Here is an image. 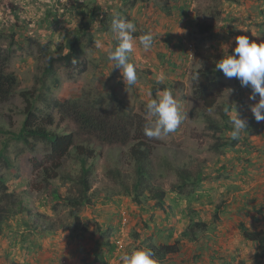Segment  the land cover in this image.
<instances>
[{"label":"rangeland","instance_id":"1","mask_svg":"<svg viewBox=\"0 0 264 264\" xmlns=\"http://www.w3.org/2000/svg\"><path fill=\"white\" fill-rule=\"evenodd\" d=\"M94 7L99 10L97 16L92 17L90 13ZM113 10L135 23L137 31L134 36L151 33L154 37L150 51H144L137 43L129 54V62L137 71V83L131 89L123 83L118 69L111 71V62L107 59L109 49L116 43L110 31ZM182 10L185 14L181 13ZM97 20L99 28L93 23ZM84 27L87 30L83 35ZM204 27L209 29L206 31ZM239 35L248 36L250 42H264V0H0V47L13 43V54L5 72L12 74L17 83L14 95L0 102V124L11 126L13 131H18L21 126L24 116L19 93L40 86L35 82L42 69L38 46L49 44L54 50L57 45H65V52L73 46L78 63L71 69L59 67L55 77L44 80L43 86L47 89L42 88L43 93L61 102H85L101 105L111 112L118 109L127 114H139L150 124L152 118L147 115L145 105L149 98H153L152 91L165 89L171 83L173 95L187 119L175 133L161 138L147 137V144L153 148L154 179L166 190L176 182L175 176L165 171L162 161L165 158L186 168L200 164L207 175L205 183L190 197L189 209L195 214H188L185 196L171 193L170 197L178 199V203L172 215L164 219V213L150 209V204L145 212L139 211L130 199L120 194L118 187L104 177L103 169L114 159L125 173L131 170L127 147L106 148L103 157L95 160L97 171L92 190L101 199L115 203L110 202L97 217L100 232L90 223L100 207L84 209L80 216L85 223H90L89 229L84 239L75 240L71 235L73 219L69 208L60 204L54 213L51 207L55 202L51 200L50 189H41L40 169L36 165L43 161L47 148L38 142L31 152L24 144L10 141L7 147L9 164L1 170L8 190L25 192L37 212L41 211L52 219L55 230L45 238L36 237L35 241L41 244V251L36 256L27 254L26 243L13 246L9 242L11 234L6 232L0 237V264L14 261L20 264H101L94 261V255L102 256L106 252L97 248V238L105 234L106 225L117 243V258L122 250L137 246V243H158L153 227L160 225L167 241L178 243V252L167 255L162 264H222L221 260L230 261L229 256H234L236 263L241 261L240 264H264V257L259 256L256 245L245 244L237 228L240 222L256 228L257 224L252 220L254 215L258 210L264 215V121H255L249 110L258 102L259 96L257 94L256 100H249L250 87H242L236 78H227L224 74L220 77L224 91L219 103L235 105L241 117L252 120V127H248L251 130L246 141L216 154L210 150L214 140L204 122V109L195 99L190 83L194 72L215 70V62L222 55L221 45L230 44L231 54L235 47L233 38ZM97 40L103 47H95ZM73 127L70 121L54 115V132L68 134ZM227 138H230L229 133ZM66 165L73 174L78 169L69 158ZM222 165L225 169L218 172ZM257 185L260 188L255 195L260 197L254 204H249V197H240V193L246 194ZM52 188H59L62 196L65 195L66 187L57 181L52 182ZM204 189L212 201L219 202L216 200L219 197L225 199L229 205L227 215L220 220L215 240L207 239L204 232H197L194 241H190L181 237V233L190 223H204L209 219L204 209L197 210L194 201L199 195L204 196ZM117 258L110 264H115Z\"/></svg>","mask_w":264,"mask_h":264},{"label":"trees","instance_id":"2","mask_svg":"<svg viewBox=\"0 0 264 264\" xmlns=\"http://www.w3.org/2000/svg\"><path fill=\"white\" fill-rule=\"evenodd\" d=\"M98 10V7L92 8L90 15L97 16ZM181 13H184V10ZM184 14L182 16H185ZM83 29L84 35L87 27ZM208 29V27H204V30ZM12 46L13 43H8L6 47H0V102L7 101L16 92L15 77L5 72L13 54ZM65 47V45H57L54 50H51L49 44L38 46L42 69L40 78L35 82L40 86L39 89L34 87L19 93L22 99L21 113L24 116L21 126L18 131H13L11 126L0 124V237L6 232L10 233L9 242L13 246L18 244L17 246L20 247L26 243L27 254L36 256L41 251V244L35 241L36 237L45 238L55 230V223L52 219L41 211L37 212V208L27 198L25 192L14 193L8 190L4 178L1 176V170L9 164L7 147L10 141L24 144L31 152L35 150L38 142L47 148V154L43 161L36 165V168L40 169L41 189L44 191L50 189L51 200L55 202L51 207L54 213L60 204L69 208V215L73 219L72 239H84L90 223L100 232L97 217L101 212H104L103 208L110 202L111 204L115 203L111 200L101 199L100 195L92 190L97 171L95 160L103 157L106 148L115 146L127 147L130 173H125L119 167L118 161L114 159L103 169V175L113 183V186L118 187L121 191L120 194L130 199L139 211L145 212L146 206L150 204V209H159L164 213V219H167L172 215L173 209L178 203L176 201L178 199L170 197V194L174 193L179 197L185 196L188 202V214H195L194 210L189 209V202L190 197L207 179L204 167L198 164L194 168H186L183 165H176L175 161L162 158L166 173L173 174L176 178V182L171 184L168 190L163 189L154 179L153 148L147 144V136L144 134V128L149 125L144 116L119 112L118 109L111 112L103 109L101 105L85 102L71 100L61 102L42 92L43 89H47L43 86L44 80L55 77L59 67L71 69L78 63L74 47L70 46L67 52H65ZM196 73L199 76L198 80L193 79ZM221 76L223 73L220 71L203 69L194 72L190 78L193 95L204 109V122L206 128L211 131V137L214 140L210 150L216 154L225 148L234 149L240 141H246L251 130L249 128L252 127V120L248 119L249 128L247 127L246 133H242L239 140L227 138V133L232 128L228 111L232 104L219 103L224 91V83L220 80ZM172 87L173 85L170 83L167 88L173 89ZM155 95L156 91L153 90L152 96L155 97ZM24 105L25 107H23ZM55 114L59 115L61 120H68L74 125L68 134H58L52 130ZM262 126V138L264 139V123ZM68 158L78 165L74 174L67 170V165L65 166ZM224 169L225 166L222 165L217 171L221 172ZM243 172L246 170L244 169ZM217 174L219 176V173ZM54 181H57L62 187H66L64 196L59 192V188H52ZM259 188V185L251 187L246 194L240 193V197L247 196L249 204H254L260 197L255 195ZM196 198L194 201L198 205L197 210L204 209V212L209 215V219L204 223H190V226L181 233V237L194 241L195 234L198 235L197 232H204L207 239L215 240L220 220L227 215L226 210L229 205L226 204L225 199H222L223 197L216 199L220 200L219 202L212 201L207 195V191L204 192V196L199 195ZM97 206L100 209L96 217L90 223H85L80 213L84 209L93 210ZM254 216L252 220L257 224L256 228L245 226L241 222L237 228L240 230L243 242L256 245L259 256L264 257V215L258 210ZM17 221L19 222L17 223ZM159 227L160 225L153 227L154 238L159 241L158 243H148L147 245L143 243L138 245L137 243V246L152 249L158 264H162L166 261L167 255L178 252V243H169L167 236L160 231ZM109 234L110 228L106 225L105 234H100L97 238V242L99 241L97 248L106 251L102 256L94 255V261L97 260L101 264H110L117 258V243ZM217 255L218 258H221L218 252ZM9 256L12 258L11 255ZM211 259L214 260L215 257H211ZM229 259V262L220 260L222 264L241 263V261L236 263L234 256H229ZM11 264L20 263L14 261Z\"/></svg>","mask_w":264,"mask_h":264},{"label":"clouds","instance_id":"3","mask_svg":"<svg viewBox=\"0 0 264 264\" xmlns=\"http://www.w3.org/2000/svg\"><path fill=\"white\" fill-rule=\"evenodd\" d=\"M93 23L97 28L100 27L98 20ZM110 31L116 41L107 53V59L111 62V71L118 69L123 83L131 89L137 83V71L136 66L129 62V54L137 47V43L144 51H150L154 37L151 33L134 36L137 31L135 23L115 10L111 13ZM233 42L235 47L231 49V54H229L230 44L221 45L222 55L215 62V70L222 72L227 78H236L242 87H250L249 100H256L258 94V102L251 105L249 110L255 121H264V42L259 44L250 42L249 37L245 35L235 36ZM95 47L98 49L103 47L102 42L97 40ZM189 56L191 57L190 54ZM193 79H199L198 73L194 74ZM230 92L231 89L227 90L228 96ZM149 96L151 97V93ZM145 107L147 115L152 118L150 124L144 128V134L148 138H161L175 133L187 119V114L181 112L179 102L170 88L158 89L155 97L149 98ZM228 111L232 125L229 136L232 140H239L242 133H246L248 121L241 117L235 105ZM115 264H158V261L152 249L134 246L122 250Z\"/></svg>","mask_w":264,"mask_h":264},{"label":"crops","instance_id":"4","mask_svg":"<svg viewBox=\"0 0 264 264\" xmlns=\"http://www.w3.org/2000/svg\"><path fill=\"white\" fill-rule=\"evenodd\" d=\"M237 33L239 34V30L237 31Z\"/></svg>","mask_w":264,"mask_h":264}]
</instances>
